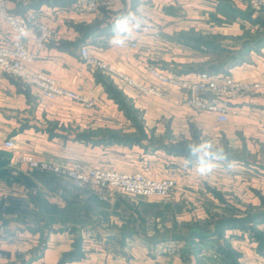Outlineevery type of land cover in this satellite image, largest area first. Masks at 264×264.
Returning a JSON list of instances; mask_svg holds the SVG:
<instances>
[{
	"label": "crops",
	"instance_id": "obj_1",
	"mask_svg": "<svg viewBox=\"0 0 264 264\" xmlns=\"http://www.w3.org/2000/svg\"><path fill=\"white\" fill-rule=\"evenodd\" d=\"M74 1L5 0L9 11L28 16L31 29L20 38L0 21V42L20 38L35 50L37 24L55 26V38L28 68L90 94L96 105L48 99L0 70V264H264V45L245 50L253 36L247 32L264 23L261 11L245 0H106L84 17L71 10ZM122 11H137L145 23L126 47L111 46V21ZM83 46L135 78L150 65L181 74L222 68L261 87L229 100V120L220 122L187 106L181 90L145 94L88 67ZM202 134L225 149L231 168L215 162L213 173L201 177L185 166L187 145ZM8 138L39 158L92 165L111 158L155 178L173 172L177 185L164 198L115 191L109 202L97 201L68 180L14 165ZM164 209L188 230L166 237ZM56 212L65 222L53 221ZM152 219L156 228L149 230ZM209 219L237 222L211 238L214 228L203 225Z\"/></svg>",
	"mask_w": 264,
	"mask_h": 264
},
{
	"label": "built area",
	"instance_id": "obj_2",
	"mask_svg": "<svg viewBox=\"0 0 264 264\" xmlns=\"http://www.w3.org/2000/svg\"><path fill=\"white\" fill-rule=\"evenodd\" d=\"M245 1L254 8L264 9V0ZM106 3V0H77L70 8L75 13L87 17L97 12L100 6ZM0 21L9 25L18 34L31 29L28 16L9 11L5 0H0ZM56 34L55 26L43 22L37 24L33 36L35 50L29 48L28 43L20 38L10 42H0V70L11 73L35 86L41 95L48 99L66 97L87 108H93L96 105V99L90 94L80 89L67 88L51 75L31 71L28 68V65L38 58L39 51L44 49L47 42L54 39ZM132 46H137V43L133 42ZM80 53L88 67L106 71L145 94L160 96L165 93L167 87L181 90L185 93L184 103L187 106L196 112L211 113L220 122L229 120L231 113L229 100L261 87L259 82H242L225 71L217 73L199 71L181 74L176 71L165 72L153 65L147 67L143 76L135 78L113 64L92 55L88 46H83ZM260 132L264 135V119L260 124ZM4 147L14 150L12 158L14 165L25 164L33 170L61 175L75 187L89 189L103 202H109L115 191L143 198H164L169 196L177 185L173 175L155 178L147 176L143 172L94 167L79 159L39 158L32 152L18 149L17 141L14 138L6 139ZM1 200L2 192L0 190V202ZM4 257V252L0 248V258Z\"/></svg>",
	"mask_w": 264,
	"mask_h": 264
},
{
	"label": "clouds",
	"instance_id": "obj_3",
	"mask_svg": "<svg viewBox=\"0 0 264 264\" xmlns=\"http://www.w3.org/2000/svg\"><path fill=\"white\" fill-rule=\"evenodd\" d=\"M144 18L137 11H122L112 18L110 26V36L108 43L115 47H126L138 33L143 24ZM103 26V25H102ZM25 35L20 33V38ZM187 157H185V166L195 168L201 177L210 176L217 164L215 162H224L227 168H231V162L228 161V155L223 147H217L211 140L205 139L202 134L199 143H189L187 145Z\"/></svg>",
	"mask_w": 264,
	"mask_h": 264
},
{
	"label": "rangeland",
	"instance_id": "obj_4",
	"mask_svg": "<svg viewBox=\"0 0 264 264\" xmlns=\"http://www.w3.org/2000/svg\"><path fill=\"white\" fill-rule=\"evenodd\" d=\"M75 1H77V0H75ZM260 14H261V16H262V14L264 16V12L263 11L259 12L258 17H260ZM250 20L253 21V18L251 17ZM255 30H256L255 32H250V31L247 32L248 35H247L246 38H248L249 35H256V37H258L260 35H264V23L261 24V25H259V27H257V29H255ZM65 158H67V157H65ZM116 161H117L116 159L111 160V158H107L106 160L101 161V164H99V165L98 164L97 165L89 164V165L94 166V167L97 166V167H102V168L104 167V168L117 169V170H121V171H136V172H142L140 170L125 169L121 165H118L117 166V165L114 164V162H116ZM144 174H146V173H144ZM146 175L149 176L148 174H146ZM170 175H173L174 178H175V175H174L173 172ZM79 190L80 189H78V191ZM79 192H81V191H79ZM118 192H120V191H118ZM119 194L121 196L123 195L124 197H126L125 193L120 192ZM140 198H143V197H140ZM164 211H165V219L164 220H165L167 226H169V227H167V230L166 231L164 230L165 233L167 232L166 237L173 236L174 231L177 232V233H180V232H183V231H187L188 230V228L190 226L187 225V224H184L183 222H181V223L180 222H177V220L173 218V212L170 209H164ZM57 212H60V211H57ZM57 212H56L57 218H54L53 221H55V222H57V221H59V222H65V218H63V216H61V214L60 213H57ZM89 212H91V210L87 211V213H89ZM64 217H66V216H64ZM68 218H70L69 219L70 222L76 221V216H74V218H72V214ZM93 221H97V220H93ZM220 221H222V220L221 219H215V220H210L209 219V220H206V223H204L203 225H204V227L206 226L208 228V230H210V229H212V227L214 228V226L216 225L217 222H220ZM134 226L137 227V224L134 225ZM147 226H148L147 228L149 230H154L156 228L155 220L152 219L151 221H149L148 224H147ZM157 236H158L157 231H155V233L153 235L148 236V237H151V238L154 237V238H156ZM155 253L156 252L154 251V253H152V254H155ZM214 256H217V255H214Z\"/></svg>",
	"mask_w": 264,
	"mask_h": 264
},
{
	"label": "trees",
	"instance_id": "obj_5",
	"mask_svg": "<svg viewBox=\"0 0 264 264\" xmlns=\"http://www.w3.org/2000/svg\"><path fill=\"white\" fill-rule=\"evenodd\" d=\"M257 10H260V11H263L264 12V9H257ZM248 38H250V35L248 36ZM246 45L247 46H246L245 50L246 49L248 50L250 47L253 48V47H256V46L264 45V35H260V36H258L256 38H254V35H253L252 38H251V40L247 41V44ZM206 71L213 72V73L224 72L222 68L210 69V70H206ZM35 171L39 172L40 175H43V176H46V177L57 178V176H58V177H61V178L65 179L67 181V179L65 177H63L61 175H58V174H55V173H52V172L40 171V170H35ZM77 189H80V190L88 193L92 198H94L97 201H100L98 199V197L92 191H90L89 189H83V188H77ZM221 220L222 221L217 222L216 225L214 226V230H213L214 232H213V234H210V237L211 238L212 237H215L216 235L222 234V232H223V230L225 229L226 226L231 225V223H235L236 224V222H237V220H233V219L232 220H229V219H226V220L225 219H221ZM200 235H202V234H200ZM260 236H261V239H262V242H263V246H264V232Z\"/></svg>",
	"mask_w": 264,
	"mask_h": 264
}]
</instances>
